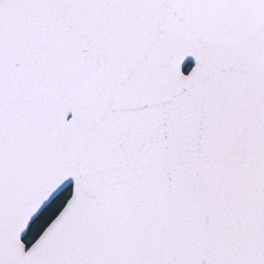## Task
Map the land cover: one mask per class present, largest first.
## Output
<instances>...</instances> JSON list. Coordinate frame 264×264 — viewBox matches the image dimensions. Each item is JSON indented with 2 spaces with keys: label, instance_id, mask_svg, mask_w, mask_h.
<instances>
[{
  "label": "snow or ice",
  "instance_id": "obj_1",
  "mask_svg": "<svg viewBox=\"0 0 264 264\" xmlns=\"http://www.w3.org/2000/svg\"><path fill=\"white\" fill-rule=\"evenodd\" d=\"M0 264H264V0H0Z\"/></svg>",
  "mask_w": 264,
  "mask_h": 264
}]
</instances>
